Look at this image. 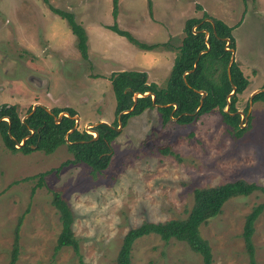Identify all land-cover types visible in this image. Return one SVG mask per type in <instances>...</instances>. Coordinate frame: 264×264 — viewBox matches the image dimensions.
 Returning <instances> with one entry per match:
<instances>
[{
    "label": "rangeland",
    "instance_id": "rangeland-1",
    "mask_svg": "<svg viewBox=\"0 0 264 264\" xmlns=\"http://www.w3.org/2000/svg\"><path fill=\"white\" fill-rule=\"evenodd\" d=\"M48 3L72 13L85 29L88 58L80 55L67 22L43 0H0V106L14 105L22 120L34 104L48 110L71 108L79 117L77 129L94 136L91 126L112 125L116 119L108 79L112 73L148 69L149 83L165 85L176 51L162 53L159 67L154 62L161 49L141 50L107 29L114 22L112 0ZM117 10L121 30L147 44L170 39L174 49L184 37L186 20L203 13L232 27L236 59L243 62L249 80L236 108L247 114L251 91L264 84V0H118ZM243 125L245 131L234 135L217 110L188 125L175 118L163 123L153 107L121 126L110 144L108 167L97 173L73 163L64 145L49 155L35 150L11 153L0 137V264L10 260L17 226L15 264H116L130 229L186 218L195 189L237 180L264 187V102L252 103ZM54 193L72 212L80 258L71 247L55 251L61 223L52 205ZM263 202L259 191L232 198L219 215L201 225L212 264H249L243 228ZM253 227L255 264H264V208ZM130 264L203 261L186 243L164 242L150 234L133 243Z\"/></svg>",
    "mask_w": 264,
    "mask_h": 264
},
{
    "label": "trees",
    "instance_id": "trees-1",
    "mask_svg": "<svg viewBox=\"0 0 264 264\" xmlns=\"http://www.w3.org/2000/svg\"><path fill=\"white\" fill-rule=\"evenodd\" d=\"M50 10L63 20L76 38V47L83 59H87V35L85 29L75 21L74 15L52 7L48 0H43ZM201 7L198 6V9ZM118 0H112V25L107 29L126 38L130 43L144 51L167 50L176 51L171 71L163 87L147 81L145 71L125 70L112 73L109 81L115 96V116L112 125L98 123L92 128L97 137L88 134L85 130H73L76 115L71 108H52L37 106L22 120L14 105L0 106V118L7 117V121H0V137L5 148L11 153L21 152L28 154L42 151L49 155L60 146H66L73 157V163H83L95 173L104 171L111 158L110 144L119 135L117 131L118 116L122 126L129 118L138 116L155 104L161 114L162 122L176 119L180 125H188L204 114L217 110L224 123L235 130L236 136L245 130L239 127L241 117L237 113L236 103L239 94L248 86V80L234 61L228 74V64L231 52L235 50V40L232 36L233 28L223 21L203 13L201 18L186 20L183 31L184 37L176 49L172 42L147 44L136 40L129 32L121 30L117 23ZM264 89V84L262 86ZM234 93L231 95L232 91ZM205 92L201 96L200 92ZM148 93V95H145ZM136 94L141 95L135 98ZM152 95L154 100H152ZM264 102V91L255 94L252 102ZM229 105L228 111H225ZM133 107L132 110H130ZM249 101L244 113L247 112ZM128 111L127 113H123ZM61 113L59 123L55 120ZM123 113V114H122ZM72 130V131H71ZM33 131V133H31ZM71 131V132H70ZM27 138L24 144L16 146ZM160 153L168 154V148H159ZM66 162L65 164H67ZM44 173L40 174L43 177ZM255 191L264 193V187L243 180L228 182L212 188L195 189L193 192V206L184 219H173L163 223L145 222L136 228L130 229L123 237L117 254L116 264H130L133 243L150 234L168 242L174 239L186 243L190 249L202 257L203 264H212V255L208 243L200 235V227L209 219L221 213L223 205L230 199L239 196H248ZM52 205L57 210L61 223V231L57 237L55 251L63 247H71L79 256V244L72 231V212L58 193H54ZM264 208V202L256 206L247 216L242 238L249 256V264H255L252 235L254 221ZM18 226L8 264H15L18 257Z\"/></svg>",
    "mask_w": 264,
    "mask_h": 264
},
{
    "label": "water",
    "instance_id": "water-1",
    "mask_svg": "<svg viewBox=\"0 0 264 264\" xmlns=\"http://www.w3.org/2000/svg\"><path fill=\"white\" fill-rule=\"evenodd\" d=\"M232 54H231V57H230V61H229V64H228V74H229V68H230V66H231V64L234 62V51H232L231 52ZM262 91H264V89H260V90H257V91H255L251 96H250V98H249V107H248V112H247V114L246 115H244L242 112H239V111H237V113L240 115V116H242V120H241V122H240V124H239V127L240 128H242L244 125V123H246L247 122V116H248V113H249V111H250V107L252 106V97L255 95V94H257V93H259V92H262ZM234 93V90L232 91V93H231V95ZM200 94H201V96L203 97V96H205V92H200ZM145 95H148V93H146V94H144V96ZM141 95H139V94H136L135 95V97H134V101H135V98H137V97H140ZM152 100H154V96L152 95ZM37 106H41V105H39V104H34L33 106H32V109H31V112L30 113H32L34 110H35V108L37 107ZM153 106L154 107H157L155 104H153ZM133 109V107L130 109V110H132ZM228 109H229V105H227L226 106V108H225V111H228ZM128 111H125V112H123V113H127ZM122 113V114H123ZM62 116H66V117H68V114L67 113H61L59 116H58V118L55 120V122L56 123H59L60 122V119H61V117ZM27 117V116H26ZM119 117H120V115L118 116V124H119V126H118V128H117V131H119V129L121 128V122L119 121ZM25 119V118H24ZM23 119V120H24ZM73 119H74V121H75V125H74V128H73V130H75V129H77V124H78V122H79V117H73ZM98 124V123H97ZM97 124H94L93 126H91V128L92 127H94V126H96ZM90 128V127H89ZM87 130V129H86ZM72 131V130H71ZM70 131V132H71ZM93 133H94V137L96 138L97 137V133L96 132H94V131H92ZM31 133H33V131H31ZM27 138H24L23 140H22V142L21 143H19L16 147L17 148H19V147H21L23 144H24V142H25V140H26Z\"/></svg>",
    "mask_w": 264,
    "mask_h": 264
},
{
    "label": "crops",
    "instance_id": "crops-1",
    "mask_svg": "<svg viewBox=\"0 0 264 264\" xmlns=\"http://www.w3.org/2000/svg\"><path fill=\"white\" fill-rule=\"evenodd\" d=\"M170 40V39H169ZM236 42V41H235ZM165 43V42H164ZM235 49H236V44H235ZM154 51H157V50H154ZM162 53H164V54H167V53H171L172 54V51H167V50H162V52L160 51L159 53H158V59H157V61H155L154 63H156L157 62V66H159L160 67V57H161V54ZM235 61H236V63L239 65V67H240V70H241V72L243 73V75L246 77V73H245V66H244V64H243V62L242 61H240V59H236V56H237V49L235 50ZM171 60H173L172 58H171ZM173 62V61H172ZM155 65V64H154ZM171 68H172V66H171ZM254 70V69H253ZM145 71H147V72H149L148 71V69H146ZM146 72V73H147ZM246 79H247V77H246ZM248 80V79H247ZM248 82H249V80H248ZM246 90H249V88H247ZM255 92V90H252L251 91V93L253 94Z\"/></svg>",
    "mask_w": 264,
    "mask_h": 264
},
{
    "label": "flooded vegetation",
    "instance_id": "flooded-vegetation-1",
    "mask_svg": "<svg viewBox=\"0 0 264 264\" xmlns=\"http://www.w3.org/2000/svg\"><path fill=\"white\" fill-rule=\"evenodd\" d=\"M8 67H9V66L6 65V66H5V69H6V68L8 69ZM5 71H6V70H5ZM4 118H7V117H2V118H0V121H1V120L6 121V120H4Z\"/></svg>",
    "mask_w": 264,
    "mask_h": 264
}]
</instances>
